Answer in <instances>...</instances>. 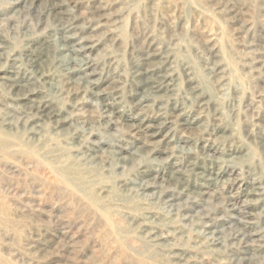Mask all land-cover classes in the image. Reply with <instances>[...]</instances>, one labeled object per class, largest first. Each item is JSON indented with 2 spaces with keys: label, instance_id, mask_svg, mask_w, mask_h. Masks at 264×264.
<instances>
[{
  "label": "rangeland",
  "instance_id": "1",
  "mask_svg": "<svg viewBox=\"0 0 264 264\" xmlns=\"http://www.w3.org/2000/svg\"><path fill=\"white\" fill-rule=\"evenodd\" d=\"M17 1L0 0V264H264V0H43L39 18ZM156 51L166 95L142 91ZM23 74L28 98L6 80Z\"/></svg>",
  "mask_w": 264,
  "mask_h": 264
},
{
  "label": "bare ground",
  "instance_id": "2",
  "mask_svg": "<svg viewBox=\"0 0 264 264\" xmlns=\"http://www.w3.org/2000/svg\"><path fill=\"white\" fill-rule=\"evenodd\" d=\"M42 1L43 0H18L16 3L18 4L17 5V7H19L20 9H19V11L20 12H31L32 10H35L37 13H36V15L35 16H37L38 18L39 17H41L44 13H46L45 12V10H48L44 5H43V3H42ZM45 2H47V1H45ZM51 2V1H50ZM13 4H15V3H13ZM51 4H52V2H51ZM51 4H49V6L51 5ZM51 7V6H50ZM56 7V6H55ZM96 7V6H95ZM94 7V8H95ZM107 7V6H106ZM54 8V7H53ZM60 9V8H59ZM64 9V8H63ZM1 11V10H0ZM18 11V12H19ZM62 11V10H61ZM64 11H65V9H64ZM63 11V12H64ZM67 11V10H66ZM96 11V10H95ZM6 12V11H5ZM9 12V11H8ZM58 12V11H57ZM10 13V12H9ZM12 13V12H11ZM102 13V12H101ZM32 14V13H31ZM56 14V13H55ZM24 15V14H23ZM26 15V14H25ZM47 15V14H46ZM50 15V14H49ZM102 15V14H101ZM27 16V15H26ZM58 16V15H57ZM69 16V15H68ZM67 16V17H68ZM98 16V15H97ZM45 17V16H44ZM54 17V16H53ZM69 17H71V15L69 16ZM100 17V16H99ZM30 18V17H29ZM34 18H36V17H34ZM33 18V19H34ZM49 18H50V16H49ZM45 19V18H44ZM67 19V18H66ZM46 21H47V19H46ZM53 21V20H52ZM63 21H65V18L63 19ZM54 22V21H53ZM47 23V22H46ZM60 23V22H59ZM65 23V22H64ZM53 24V23H52ZM98 24V23H97ZM40 25V24H39ZM47 25V24H46ZM65 25V24H64ZM76 25V24H75ZM77 26V25H76ZM99 26V25H98ZM105 26H107L106 24H105ZM41 27H43L44 28V26H42L41 25ZM46 27V26H45ZM57 27V26H56ZM47 28V27H46ZM59 28V27H58ZM68 28V27H67ZM29 29V28H28ZM27 29V30H28ZM63 29V28H62ZM74 29V28H73ZM44 30V29H43ZM65 30V29H64ZM71 30V29H70ZM38 31V30H37ZM49 31V30H48ZM52 31V30H51ZM57 31V30H56ZM42 32V31H41ZM89 32V31H88ZM30 33V32H29ZM34 33V32H33ZM38 33V32H37ZM43 33H44V31H43ZM111 33V32H110ZM23 34V33H22ZM21 34V35H22ZM31 34V33H30ZM35 34V33H34ZM64 34V33H63ZM69 35V34H68ZM66 36L65 38L66 39H68V38H70L69 36ZM108 36V35H107ZM3 37V36H2ZM32 37H34V36H32ZM36 38V37H35ZM49 38V37H48ZM80 38V37H79ZM8 39V38H7ZM78 39V38H77ZM88 39V38H87ZM39 40H41V39H39ZM38 39H37V41H39ZM46 40H47V38H46ZM62 40V39H61ZM90 40H91V37H90ZM27 41V40H26ZM30 41V40H29ZM35 41V40H34ZM75 41V40H74ZM31 42V41H30ZM40 42V41H39ZM43 42V41H42ZM84 42V41H83ZM89 42V41H88ZM153 42H155V41H153ZM4 43V38L2 39H0V51L3 49V48H5L2 44ZM25 43V42H24ZM70 44H72V43H70ZM90 44V43H89ZM149 44V43H148ZM148 44H147V47H148ZM37 45V44H36ZM92 45V44H91ZM156 45V44H155ZM154 45V46H155ZM7 46V45H6ZM30 46V45H29ZM42 46V45H41ZM44 47V46H43ZM66 47V46H65ZM95 47V46H94ZM26 48H29L28 46L26 47ZM34 48H35V46H34ZM38 48V47H37ZM49 48H50V45H49ZM146 49V48H145ZM144 49V50H145ZM149 49V48H148ZM153 49H155V48H153ZM158 49V48H157ZM7 50V49H6ZM40 50V49H39ZM42 50V49H41ZM48 51V50H47ZM30 52V51H29ZM153 52V51H152ZM49 53V52H48ZM24 54V53H23ZM34 54V53H33ZM143 54V53H142ZM36 55V54H35ZM45 55H46V53H45ZM0 56H1V53H0ZM24 56V55H23ZM40 56V55H39ZM145 57V56H144ZM153 57V58H152ZM254 57V56H253ZM25 58H26V56H25ZM28 58V57H27ZM39 58V57H38ZM141 58V57H140ZM146 58V57H145ZM157 58L158 60H155V59ZM258 58V57H257ZM16 59V58H15ZM37 59V58H36ZM170 59V58H169ZM252 59H254V58H252ZM25 60V59H24ZM30 61V60H29ZM144 61H145V64H146V68L143 70V72H141V73H139V75L140 76H142V77H144L145 78V83H144V85L142 86L143 88H142V91L143 92H145V91H150L151 93H153V94H164V95H166L165 93H168V92H170L171 90H172V78H171V74L169 73L170 72V70L167 68V59L165 58V57H163L162 55H161V53H158L157 51L151 56L150 54L147 56V58L146 59H144ZM26 62V61H25ZM28 62V61H27ZM34 62V61H33ZM44 62V61H43ZM95 62V61H94ZM169 62V61H168ZM18 63V62H17ZM32 63V62H31ZM45 63V62H44ZM100 63V62H99ZM171 63V62H170ZM21 64V63H20ZM19 64V65H20ZM34 64V63H33ZM43 64V63H42ZM87 64V63H86ZM137 64V63H136ZM169 64V63H168ZM18 65V66H19ZM84 65H85V63H84ZM0 66H1V64H0ZM42 66V65H41ZM100 66V65H99ZM11 67V66H10ZM100 67H102V66H100ZM111 67V66H110ZM134 67V66H133ZM138 67V66H137ZM219 67V66H218ZM14 68V67H13ZM16 68V67H15ZM22 68V67H21ZM80 68V67H79ZM185 68V67H184ZM5 69V68H4ZM76 69H78V68H76ZM97 69V68H96ZM108 69V68H107ZM111 69V68H110ZM221 69V68H220ZM13 70V69H12ZM15 70V69H14ZM36 70V69H35ZM97 70H99V69H97ZM112 70V69H111ZM171 70H172V68H171ZM188 70V69H187ZM17 71V70H16ZM24 71V70H23ZM78 71V70H77ZM83 71V70H82ZM108 71V70H107ZM141 71V70H140ZM15 72V71H14ZM26 72V71H25ZM44 72V71H43ZM46 72V71H45ZM79 72V71H78ZM88 72V71H87ZM105 72V71H104ZM139 72V71H138ZM48 73V72H47ZM66 73H68V72H66ZM76 73V72H75ZM81 73V72H80ZM113 73V72H112ZM135 73V72H134ZM175 73V72H174ZM190 73V72H189ZM39 74V73H38ZM43 74V73H42ZM72 75H73V73H71ZM96 73L95 72H91V73H89L88 72V74L87 75H95ZM98 74V73H97ZM103 74H105V73H103ZM115 74V73H114ZM118 74V73H117ZM175 74H177V73H175ZM183 74H185L186 75V73H183ZM2 75V74H1ZM7 75V74H6ZM16 75V74H15ZM69 75V74H68ZM68 75H66V76H68ZM111 75V74H110ZM192 75V74H191ZM190 75V76H191ZM33 76V75H32ZM32 76H25L24 74H23V76H21V77H12V78H7L6 80L9 82V86H10V88L12 89V90H14L15 91V93L17 92V94H19L22 98H28L27 97V93H29V92H31L32 90H30L32 87L29 85V87H31L30 89L27 87V89H23V88H25V85H23L22 83L23 82H26V83H32V82H34V81H36V79H35V77H32ZM39 76V75H38ZM77 76V75H76ZM75 76V77H76ZM83 76V75H82ZM103 76H106V75H103ZM73 77V76H72ZM74 77V78H75ZM81 77V76H80ZM177 77H178V75H177ZM177 77H176V79H177ZM186 77V76H185ZM216 77V76H215ZM44 78V77H43ZM64 78V77H63ZM78 78V77H77ZM86 78V77H85ZM192 78V77H191ZM190 78V79H191ZM175 79V80H176ZM69 79H67V81H68ZM71 80V79H70ZM76 80V79H75ZM78 80V79H77ZM143 80V79H142ZM174 80V79H173ZM2 81V80H1ZM46 81V80H45ZM79 81V80H78ZM77 81V82H78ZM89 81V80H88ZM102 81V80H101ZM110 81V80H109ZM108 81V82H109ZM90 82H91V80H90ZM139 82V81H138ZM2 83V82H1ZM45 83V82H44ZM84 83V82H83ZM133 83V82H132ZM140 83V82H139ZM174 83V82H173ZM190 83H192V82H190ZM35 84H37V83H35ZM82 84V83H81ZM86 84H87V81H86ZM92 84H94L93 86H96V84H97V81H92ZM99 84V83H98ZM107 84V83H106ZM105 84V85H106ZM38 85V84H37ZM41 85V84H40ZM78 85V84H77ZM113 85V84H112ZM131 85H133V84H131ZM195 85V84H194ZM7 86V85H6ZM90 86V85H89ZM98 86H100V85H98ZM114 86H115V84H114ZM117 86V85H116ZM188 86V85H187ZM196 86V85H195ZM23 87V88H22ZM35 87V86H34ZM64 87V86H63ZM65 87H66V85H65ZM84 87V86H83ZM110 87V86H109ZM135 87V86H134ZM189 87V86H188ZM10 88H8V89H10ZM68 88H69V91L70 92H72V94L71 95H75V94H77L78 93V89H79V87H77V86H74L73 85V83L72 84H69L68 85ZM90 88V87H89ZM137 88V87H136ZM64 89V88H63ZM175 89V88H174ZM177 89V88H176ZM175 89V90H176ZM95 90V89H94ZM106 90V89H105ZM134 90H135V88H134ZM199 90V89H198ZM65 91V90H64ZM68 91V92H69ZM81 91H83V90H81ZM119 91V90H118ZM11 92H13V91H11ZM18 92H20V93H18ZM95 92V91H94ZM176 92V91H175ZM200 92V91H199ZM14 93V92H13ZM12 93V94H13ZM42 93V92H41ZM82 93V92H81ZM99 93H100V91H99ZM109 93V92H108ZM133 93V92H132ZM174 93V92H173ZM201 93V92H200ZM140 94V93H139ZM193 94V93H192ZM18 95V96H19ZM41 95V94H40ZM66 95H67V93H66ZM115 95V94H114ZM141 95V94H140ZM144 95V94H143ZM202 95V94H201ZM12 96V95H11ZM79 96H81V94L79 95ZM83 96V95H82ZM86 96V95H85ZM91 96V95H90ZM200 96V95H199ZM41 97H42V95H41ZM45 97V96H44ZM71 97V96H70ZM88 97V96H87ZM91 97H93V96H91ZM115 97V96H114ZM21 98V99H22ZM31 98H33V97H31ZM28 99V100H30V101H32V99ZM35 98V97H34ZM38 98H39V96H38ZM67 98H68V95H67ZM90 98V97H89ZM102 98H103V101H102V105H103V108H104V111H103V113H104V115H103V117H106L107 119L110 117V116H113V114L114 113H116L117 111L116 110H114V108L112 107L113 105H111V103H109L108 101H107V98L105 97V96H102ZM111 98V97H110ZM93 99V98H92ZM113 99V98H112ZM194 99V98H193ZM36 100H37V98H36ZM42 100V99H41ZM101 100V99H100ZM116 100V99H115ZM174 100V99H173ZM51 101V100H50ZM95 101V100H94ZM120 101V100H119ZM142 102L143 101H146V99H143V100H141ZM163 101V100H162ZM180 100H178V102H179ZM194 101V100H193ZM73 102V101H72ZM81 102V101H80ZM118 102V101H117ZM248 102V101H247ZM23 103V102H22ZM37 103V104H36ZM79 103V102H78ZM122 103V102H121ZM138 103V102H137ZM162 103H164V102H162ZM172 103H173V101H172ZM175 103V102H174ZM183 103V102H182ZM198 103V102H197ZM20 104V103H19ZM36 104V105H35ZM50 104V103H49ZM170 104H171V102H170ZM177 104V103H176ZM179 104H180V102H179ZM195 104V103H194ZM34 109L35 110H33V111H36V112H39V114L43 117H46V118H57V120H60L59 118H58V115L57 114H55L54 112H52V110H51V108L49 107V105H48V103H47V100L46 101H39V102H34ZM51 105V104H50ZM76 105H78V104H76ZM138 105V104H137ZM160 105V104H159ZM202 105V104H201ZM201 105H200V107H201ZM204 105V104H203ZM23 106V105H22ZM71 106V105H70ZM117 106V105H116ZM128 106V105H127ZM205 106V105H204ZM25 107V106H24ZM54 107V106H53ZM72 107V106H71ZM75 107V106H74ZM102 107V106H101ZM140 107V106H139ZM139 107H138V109H139ZM173 107V106H172ZM183 107H185V106H183ZM99 108V107H98ZM119 108H121V106L119 107ZM137 108V107H136ZM26 109H27V107H26ZM145 109V108H144ZM178 108H174L173 109V112H172V117H174L180 124H181V126H184L185 128H189L190 127V125L194 122V121H197V120H199V117H197V115L195 116V118L194 119H192V120H190V119H188L187 117H183V115H181V114H179V112H178V110H177ZM100 110V109H99ZM121 110V109H120ZM32 111V110H31ZM55 111V110H54ZM57 111H59V110H57ZM57 111H55V112H57ZM148 111V110H147ZM24 112V111H23ZM141 112V111H140ZM182 112V111H181ZM150 113H152V112H150ZM161 113V112H160ZM189 113V112H188ZM194 113V112H193ZM141 114V113H140ZM140 114H138V115H140ZM144 114H146V113H144ZM143 114V115H144ZM154 114H155V112H154ZM158 114V113H157ZM192 114V113H191ZM28 115V114H27ZM169 115H171V114H169ZM195 115V114H194ZM101 116V115H100ZM136 116V115H135ZM25 117H26V115H25ZM151 117V116H150ZM201 117V116H200ZM24 118V117H23ZM29 118V117H28ZM45 118V119H46ZM115 118H118V117H115ZM141 118V117H140ZM36 119V118H35ZM40 119V118H39ZM42 119V118H41ZM47 119V120H48ZM66 119V118H65ZM64 120V119H63ZM120 120H121V118H120ZM161 120H162V118H161ZM168 120H171V119H168ZM70 121V120H69ZM128 121H130V122H128V124H126L127 126H129L132 130H134V129H139V128H141V127H143L145 130H143V131H145V133H146V135L147 136H149V137H154V136H156L157 134H160L161 133V131L166 127L165 126V124H166V122H160L159 120H156V119H138V120H128ZM164 121H166V120H164ZM171 121H175V120H171ZM35 122V121H34ZM37 122V121H36ZM39 122V121H38ZM66 122V121H65ZM101 122V121H100ZM107 122V121H106ZM125 122V121H124ZM177 122V123H178ZM31 123V122H30ZM126 123V122H125ZM32 124V123H31ZM31 124H29V126L31 125ZM103 124V123H102ZM125 125V124H124ZM167 125V124H166ZM198 125V124H197ZM196 125V126H197ZM170 126V125H169ZM195 126V127H196ZM214 126H215V124H214ZM31 127H32V125H31ZM171 127V126H170ZM191 127H192V125H191ZM198 127V126H197ZM196 127V128H197ZM62 128V127H61ZM183 128V127H182ZM195 128V129H196ZM218 128V127H217ZM169 130V129H168ZM182 130V129H181ZM185 130V129H184ZM183 130V131H184ZM187 130V129H186ZM226 130V129H225ZM166 131V130H165ZM164 131V132H165ZM173 132V131H172ZM182 132V131H181ZM140 133H141V131H140ZM170 133H171V130H170ZM184 133H185V131H184ZM183 133V134H184ZM221 133V132H220ZM219 133V134H220ZM131 134V133H130ZM137 134V133H136ZM217 134V133H216ZM162 135V134H161ZM170 135V134H169ZM221 135V134H220ZM168 136V135H167ZM222 136V135H221ZM172 137V136H171ZM179 137V136H178ZM177 137V138H178ZM183 137V136H182ZM184 138V137H183ZM170 139V138H169ZM185 141V140H184ZM188 142V141H187ZM151 144H152V142H151ZM100 146V145H99ZM123 146V145H122ZM89 147V146H88ZM92 147V146H91ZM94 148V147H93ZM120 148V147H119ZM122 148V147H121ZM95 149V148H94ZM116 149V148H115ZM100 150V149H99ZM232 150V149H231ZM97 151V150H96ZM113 153V152H112ZM150 153V152H149ZM234 153V152H233ZM123 154V153H122ZM231 154V153H230ZM89 155V154H88ZM95 155H96V153H95ZM166 155V154H165ZM168 155V154H167ZM92 156H94V155H92ZM122 156V155H121ZM120 156V158H122ZM124 156V155H123ZM127 157V156H126ZM155 158V157H154ZM166 158V157H165ZM122 160V159H121ZM124 162V161H123ZM127 162V161H126ZM193 165V164H192ZM199 165V164H198ZM204 166V165H203ZM232 167V166H231ZM230 168V167H229ZM167 169V168H166ZM170 169V168H169ZM217 170V169H216ZM166 171V170H165ZM176 171H178V170H176ZM207 171V170H206ZM167 172V171H166ZM169 172H170V170H169ZM172 172V171H171ZM174 173H175V171H174ZM183 173V172H182ZM142 174V173H141ZM145 175V174H144ZM152 175V174H151ZM220 175V174H219ZM153 176V175H152ZM158 176V175H157ZM168 176H169V174H168ZM173 176H174V174H173ZM184 176V175H183ZM154 177H155V175H154ZM166 177V176H165ZM164 177V178H165ZM197 177V176H196ZM253 177V176H252ZM146 178V177H145ZM151 178V177H150ZM161 178H163V177H161ZM172 178V177H171ZM178 178V177H177ZM220 178V177H219ZM167 179V178H166ZM165 179V180H166ZM227 179V178H226ZM251 179V178H250ZM152 180H153V178H152ZM156 180V179H155ZM155 180H153V181H155ZM162 180V179H161ZM257 180V179H256ZM152 181V182H153ZM164 181V180H163ZM167 181V180H166ZM184 181V180H183ZM217 181V180H216ZM227 181H228V179H227ZM246 181V180H245ZM150 182V181H149ZM157 182V181H156ZM162 182V181H161ZM247 182V181H246ZM259 182V181H258ZM146 183V182H145ZM171 184H172V182H170ZM240 183V182H239ZM243 183V182H242ZM149 184H151V183H149ZM259 184V183H258ZM139 185H141V184H139ZM138 185V186H139ZM154 185V184H153ZM156 185V184H155ZM161 185H163V184H161ZM160 185V187H162ZM260 185V184H259ZM146 186V185H145ZM166 186V185H165ZM165 186H163V187H165ZM169 186V185H168ZM184 186H186V185H184ZM183 186V187H184ZM238 187L240 186V185H237ZM143 187V186H142ZM236 187V186H235ZM238 187H237V189H238ZM149 188V187H148ZM230 188V187H229ZM243 188V187H242ZM254 188V187H253ZM163 189V188H162ZM204 189V188H203ZM236 189V190H237ZM249 189V188H248ZM145 190V189H144ZM228 190V189H227ZM246 190V189H245ZM255 190V189H254ZM258 190V189H257ZM260 190V189H259ZM158 191H159V188H158ZM202 191V190H201ZM201 191H200V193H201ZM229 191V190H228ZM231 191V190H230ZM247 191H249V190H247ZM252 191V190H251ZM150 192V191H149ZM171 192V191H170ZM199 192V191H198ZM232 192V191H231ZM244 192V191H243ZM259 192V191H258ZM146 193V192H145ZM151 193V192H150ZM154 193V192H153ZM156 193V192H155ZM176 193V192H175ZM189 193H191V192H189ZM199 193V194H200ZM206 193V192H205ZM214 193V192H213ZM227 193V192H226ZM147 194V193H146ZM157 194H158V192H157ZM173 194V193H172ZM178 194V193H177ZM196 194H197V192H196ZM207 194V193H206ZM238 194V193H237ZM176 195V194H175ZM195 195V194H194ZM210 195V194H209ZM208 195V196H209ZM248 195V194H247ZM230 196V195H229ZM214 197V196H213ZM166 198V197H165ZM217 198V197H216ZM222 198H223V196H222ZM248 198V197H247ZM246 198V199H247ZM162 199V198H161ZM160 199V200H161ZM167 199H168V197H167ZM172 199H173V197H172ZM207 199V198H206ZM211 199H212V196H211ZM220 199V198H219ZM228 199V198H227ZM243 200H244V198H242ZM163 200V199H162ZM223 200V199H222ZM221 201V200H220ZM224 201V200H223ZM237 201V200H236ZM245 201V200H244ZM173 202V201H172ZM204 202H205V200H204ZM230 202H231V200H230ZM250 202V201H249ZM170 203H171V201H170ZM220 203V202H219ZM222 203V202H221ZM241 203V202H240ZM169 204V203H168ZM173 204V203H172ZM178 204V203H177ZM203 204V203H202ZM174 205V204H173ZM181 205V204H180ZM192 206V205H191ZM235 206V205H234ZM237 206H238V204H237ZM240 206V205H239ZM197 207V206H196ZM227 207V206H226ZM236 207V206H235ZM172 208V207H171ZM180 208V207H179ZM233 208V207H232ZM239 208V207H238ZM251 208V207H250ZM177 209V208H176ZM240 209V208H239ZM239 209H238V211H239ZM196 210V209H195ZM221 210V209H220ZM186 211V210H185ZM198 212V211H197ZM208 212V211H207ZM221 212V211H220ZM247 212H249V211H247ZM252 212V211H251ZM185 213V212H184ZM183 213V214H184ZM203 213H205V212H203ZM202 213V214H203ZM224 213V212H223ZM240 213V212H239ZM250 213V212H249ZM198 214V213H197ZM225 214V213H224ZM184 215H186V214H184ZM183 215V216H184ZM205 215V214H204ZM228 215H229V212H228ZM230 215H231V213H230ZM233 215V214H232ZM182 216V215H181ZM211 216V215H210ZM216 216V215H215ZM220 216H224V215H220ZM236 216V215H235ZM218 217V216H217ZM233 217V216H232ZM237 217V216H236ZM208 218V217H207ZM243 218V217H242ZM230 219V218H229ZM247 219H249V218H247ZM186 220V219H185ZM219 221V220H218ZM263 221H264V219H263ZM209 222V221H208ZM207 222V223H208ZM237 222V221H236ZM206 223V222H205ZM205 223H204V227H205ZM206 223V224H207ZM233 223V222H232ZM220 224V223H219ZM219 224H217V225H219ZM212 225V224H211ZM215 225V224H214ZM226 225V224H225ZM228 225V224H227ZM246 225V224H245ZM262 225V224H261ZM212 227V226H211ZM231 227V226H230ZM234 227V226H233ZM236 227V226H235ZM238 227V226H237ZM245 228V227H244ZM264 228V227H263ZM208 229V228H207ZM213 229V228H212ZM153 230V229H152ZM205 230V229H204ZM239 230V229H238ZM227 231V230H226ZM228 231H230V229L228 230ZM150 232V231H149ZM215 232V231H214ZM224 232V231H223ZM237 232H239V231H237ZM243 232V231H242ZM154 233V232H153ZM235 233V232H234ZM238 234V233H237ZM244 234H245V232H244ZM211 235V234H210ZM222 235V234H221ZM224 235V234H223ZM233 235V234H232ZM152 236H154V235H152ZM156 236V235H155ZM207 236V235H206ZM212 236V235H211ZM214 236V235H213ZM241 236H243V235H241ZM151 237V236H150ZM209 237V236H208ZM227 237H228V235H227ZM254 237V236H253ZM252 237V238H253ZM257 237V236H256ZM152 238V237H151ZM225 238V237H224ZM242 238V237H241ZM251 238V237H250ZM244 239V238H243ZM246 239V238H245ZM253 239H255V237L253 238ZM257 239V238H256ZM222 240V239H221ZM231 240V239H230ZM251 240V239H250ZM156 241V240H155ZM160 241V240H159ZM158 241V242H159ZM253 241V240H252ZM234 242V241H233ZM240 242V241H239ZM245 242V241H244ZM250 243H252V242H250ZM235 244V243H234ZM259 244V243H258ZM238 245V244H237ZM242 245V244H241ZM213 246V245H212ZM244 247V246H243ZM253 247V246H252ZM255 247V246H254ZM257 248V247H256ZM244 250L245 251H249L250 250V247H249V245L247 244L246 245V247L244 248ZM243 250V251H244ZM252 250V249H251ZM233 251V250H232ZM236 251V250H235ZM241 251V250H240ZM254 252V251H253ZM253 252H251L252 254H253ZM179 253V252H178ZM236 253V252H235ZM250 253V254H251ZM258 253V252H257ZM249 254V255H250ZM263 254V253H262ZM248 256V255H247ZM254 256V255H253ZM258 256V255H257ZM237 257V256H236ZM255 257V256H254ZM253 257V258H254ZM247 258V257H246ZM250 258H252V257H249V259ZM235 259V258H234ZM237 259V258H236ZM240 259V258H239ZM261 259H263L262 257H261ZM238 260V259H237ZM242 260V259H241ZM240 261V260H239ZM238 261V262H239ZM246 261H247V259H246ZM258 261V260H257ZM242 262V261H241ZM248 262V261H247ZM256 262V261H255ZM240 263V262H239ZM251 263H253V262H251ZM193 264V263H192Z\"/></svg>",
  "mask_w": 264,
  "mask_h": 264
}]
</instances>
